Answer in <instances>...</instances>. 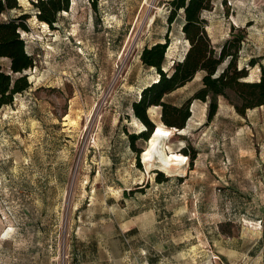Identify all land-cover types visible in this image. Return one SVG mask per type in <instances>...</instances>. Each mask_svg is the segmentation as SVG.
<instances>
[{
  "label": "rangeland",
  "instance_id": "obj_1",
  "mask_svg": "<svg viewBox=\"0 0 264 264\" xmlns=\"http://www.w3.org/2000/svg\"><path fill=\"white\" fill-rule=\"evenodd\" d=\"M31 1L17 0L0 21L31 12ZM168 11L169 0H98L95 10L71 0L54 29L26 20L31 86L0 111V264H264V105L242 116L219 96L207 120V104L193 101L166 140L184 157L176 170L148 166L130 146L145 129L131 104L158 76L139 55L164 41ZM202 17L216 51L243 31L237 64L256 79L264 0H212ZM181 26L179 14L166 71L188 47ZM201 76L164 100L181 104ZM160 112L147 109L155 126Z\"/></svg>",
  "mask_w": 264,
  "mask_h": 264
},
{
  "label": "trees",
  "instance_id": "obj_2",
  "mask_svg": "<svg viewBox=\"0 0 264 264\" xmlns=\"http://www.w3.org/2000/svg\"><path fill=\"white\" fill-rule=\"evenodd\" d=\"M87 1L94 10L97 8L98 0ZM31 3V12H20L0 21V57L9 60L8 70L0 65V111L4 106L12 104L16 94L23 93L31 86L24 72L34 66V57L27 52L24 39L20 36L21 31L29 30L26 20L33 15L37 21L45 22L49 28L54 29L60 13L69 10L71 0H35ZM211 6L212 0H169V11L166 14L168 29L164 41L145 45L140 52L142 64L155 69L158 76L142 88L138 99L131 104L134 116L145 127L139 133L129 135L130 146L136 151L137 159L143 149L137 148L135 141L140 138L146 142L155 128L147 114L151 105L160 106L163 125L179 129L185 126L191 115L190 105L196 100L207 104V120L216 115L219 96L225 98L235 112L242 116L247 110L264 105V65H259L256 79H246L248 69L237 64L244 38L242 30L231 33L219 46V50H215L202 17V12ZM20 8L17 0H0V14ZM179 14L182 17L183 38L188 42V47L182 59L173 61L170 71H166L163 63L170 42L168 32L170 24ZM248 64L254 65L255 60H249ZM197 72H202L201 86L181 104L175 105L164 100L167 94L190 81ZM156 178L158 181L164 180L160 171H156Z\"/></svg>",
  "mask_w": 264,
  "mask_h": 264
},
{
  "label": "bare ground",
  "instance_id": "obj_3",
  "mask_svg": "<svg viewBox=\"0 0 264 264\" xmlns=\"http://www.w3.org/2000/svg\"><path fill=\"white\" fill-rule=\"evenodd\" d=\"M173 128L174 127H167L159 124L155 126V133L150 135L146 142L145 149L141 152L142 160L146 162L148 166L154 164L159 169L176 170L182 165L184 160L183 156L171 154L166 150V140L172 135Z\"/></svg>",
  "mask_w": 264,
  "mask_h": 264
},
{
  "label": "water",
  "instance_id": "obj_4",
  "mask_svg": "<svg viewBox=\"0 0 264 264\" xmlns=\"http://www.w3.org/2000/svg\"><path fill=\"white\" fill-rule=\"evenodd\" d=\"M24 73H26V71L24 72ZM155 127V126H154ZM154 133V129H153V131L151 132V134L150 135H152Z\"/></svg>",
  "mask_w": 264,
  "mask_h": 264
}]
</instances>
